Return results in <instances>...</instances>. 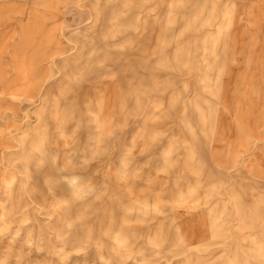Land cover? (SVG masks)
Instances as JSON below:
<instances>
[{"label":"rangeland","instance_id":"obj_1","mask_svg":"<svg viewBox=\"0 0 264 264\" xmlns=\"http://www.w3.org/2000/svg\"><path fill=\"white\" fill-rule=\"evenodd\" d=\"M228 258L264 264V0H0V264Z\"/></svg>","mask_w":264,"mask_h":264},{"label":"bare ground","instance_id":"obj_2","mask_svg":"<svg viewBox=\"0 0 264 264\" xmlns=\"http://www.w3.org/2000/svg\"><path fill=\"white\" fill-rule=\"evenodd\" d=\"M234 238H238L236 235L234 236ZM220 264H233V262L231 261L230 258H228V261L226 259H222V261L220 262Z\"/></svg>","mask_w":264,"mask_h":264}]
</instances>
